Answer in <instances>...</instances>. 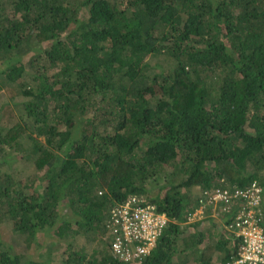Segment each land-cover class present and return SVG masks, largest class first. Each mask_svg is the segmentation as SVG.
Masks as SVG:
<instances>
[{
	"label": "trees",
	"instance_id": "16d2710c",
	"mask_svg": "<svg viewBox=\"0 0 264 264\" xmlns=\"http://www.w3.org/2000/svg\"><path fill=\"white\" fill-rule=\"evenodd\" d=\"M0 77V264H50L41 231L63 264H229L222 223L187 219L200 191L255 182L264 212V0H0ZM131 197L169 223L123 261L107 226Z\"/></svg>",
	"mask_w": 264,
	"mask_h": 264
},
{
	"label": "built area",
	"instance_id": "2783aa9c",
	"mask_svg": "<svg viewBox=\"0 0 264 264\" xmlns=\"http://www.w3.org/2000/svg\"><path fill=\"white\" fill-rule=\"evenodd\" d=\"M261 195L262 188L255 182L239 188L221 180L211 191H200L198 204L187 219L200 218L198 214L208 210L220 220L226 217L224 227L238 241L237 252L229 264H264ZM144 202V198L131 197L111 211L107 226L111 250L120 260L149 255L168 225L165 214L157 213L153 205L144 206Z\"/></svg>",
	"mask_w": 264,
	"mask_h": 264
},
{
	"label": "rangeland",
	"instance_id": "374dc122",
	"mask_svg": "<svg viewBox=\"0 0 264 264\" xmlns=\"http://www.w3.org/2000/svg\"><path fill=\"white\" fill-rule=\"evenodd\" d=\"M2 81L5 82L6 79L0 77V85H2V83H3ZM6 101H7V99H6L5 94L3 93V91H0V107ZM33 136H34V134H33ZM40 139H41V141L45 140V138H43V137ZM30 144H31L30 141L28 139L27 140L25 139L24 147L28 148V147H30ZM7 160H8V162L5 163L4 167L1 169L7 170V168L10 167L11 169H14L15 171L20 172V175L23 178H28L27 174L29 175L32 173V166L29 162H25L22 160L13 161L12 155L10 158H7ZM193 196L195 197V194H193ZM215 220L219 221L217 219H215ZM2 237H3V240L5 242H8L7 244H10L12 242L14 244V247L18 250L21 249L23 246L22 238H19L14 233L12 234L11 230L8 228L7 229L3 228ZM55 239L56 238L51 231H46V232L41 231L37 234L36 241H38V243L41 246L40 252H38L39 250H33V248L31 249L32 256H37V258L39 257V260H36L37 258L35 259L36 261L45 260L46 262H48L50 264H63V261L68 256V252H69L68 245L64 241L55 242L54 241ZM81 248H85V252H88L89 254H91L94 246L92 247V245L91 246L88 245L86 243L84 237L78 236L73 241L71 251L79 250ZM35 251H37V252H35ZM33 252H35V254Z\"/></svg>",
	"mask_w": 264,
	"mask_h": 264
},
{
	"label": "clouds",
	"instance_id": "9594fccd",
	"mask_svg": "<svg viewBox=\"0 0 264 264\" xmlns=\"http://www.w3.org/2000/svg\"><path fill=\"white\" fill-rule=\"evenodd\" d=\"M230 185V184H229ZM232 186V185H231ZM233 186H235V185H233ZM198 204V203H197ZM196 208V207H195ZM194 211V210H193ZM199 216H202V217H200V218H195V219H193L192 220V222H194V221H197V220H200V219H203V218H212L213 220H215V219H218L221 223H222V226L224 227V223H225V221H226V217H223L221 220H220V218L219 217H217V216H215V215H213L212 214V212H210V210H208V211H206L204 214H198ZM168 219V218H167ZM168 223H169V220H168ZM167 227V226H166ZM165 227V228H166ZM222 227V228H223ZM225 228V227H224ZM163 233V232H162ZM162 235V234H161ZM153 250V249H152Z\"/></svg>",
	"mask_w": 264,
	"mask_h": 264
}]
</instances>
